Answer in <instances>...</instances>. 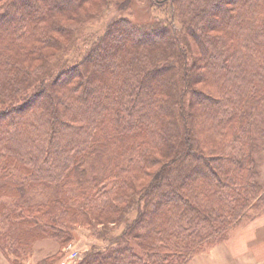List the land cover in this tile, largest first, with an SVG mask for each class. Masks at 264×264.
<instances>
[{
  "label": "trees",
  "instance_id": "16d2710c",
  "mask_svg": "<svg viewBox=\"0 0 264 264\" xmlns=\"http://www.w3.org/2000/svg\"><path fill=\"white\" fill-rule=\"evenodd\" d=\"M146 1L145 22L113 17L71 61L110 0H0V212L53 190L1 236L56 241L39 264H60L78 230L107 244L76 264H189L261 194L264 0Z\"/></svg>",
  "mask_w": 264,
  "mask_h": 264
},
{
  "label": "rangeland",
  "instance_id": "374dc122",
  "mask_svg": "<svg viewBox=\"0 0 264 264\" xmlns=\"http://www.w3.org/2000/svg\"><path fill=\"white\" fill-rule=\"evenodd\" d=\"M118 0H110V2H105L103 5L104 7H101L99 5L100 2L96 3L98 7L96 8H90L89 13L85 14L88 19H91L88 22L87 27L85 28L84 34H82L81 38L77 41V43L73 46L70 52H75L72 55H76L71 58V61H77L82 57L83 52L87 49L88 45L93 43V39L96 38L99 35H102L105 31V27L107 26V23L116 16H130L132 19L138 21V22H145L149 15V7L146 0H129L130 5L129 8L123 10L121 14H119V9L117 8V2ZM213 6V5H212ZM211 7V6H210ZM223 10L216 11V14L219 15ZM188 49L192 47L191 43L188 42V44H185ZM193 56L190 59V63L194 60ZM253 158H254V166L255 170L257 172L256 176V183L258 184L261 194L257 198V200L253 203V205L246 211V213L239 218L229 229L227 232H225L221 237L223 238V241L217 239H210L202 243L200 247V253L209 250L210 248H213L214 246L230 241L229 243L236 245H244L246 241H248L252 236V231L249 229V227L253 228L255 223L261 222L264 223V138H260L256 144H253V150H252ZM100 178V177H99ZM98 178V179H99ZM88 180L94 179V175H89ZM87 185V184H85ZM53 190L44 191L43 189L39 188L36 190H33L29 192L25 199L19 198V197H9L4 196L2 199H4L5 202L11 203L10 209H3L2 212H0V243L3 242V247L6 249H11V247H16L19 250L20 254H28L33 245V240H35V237H26L25 231L22 227L18 229L17 236L18 237H11V233H9L6 237H2L1 234L3 232V235L5 236V231H13L19 227L17 225L15 228L9 226V215L12 209L16 208L19 205H22V203H25L24 200H27L25 204H32L33 202H44L47 200L48 194L52 193ZM67 190H64L66 192ZM72 194L75 193L74 190H69ZM62 193V191L60 192ZM10 205V204H8ZM136 211V210H135ZM137 211L130 214L128 220L125 221V223L121 226H119L116 229V235L120 234L124 228V226L128 223L129 220H132L136 217ZM24 227V226H23ZM26 228V227H25ZM79 232L76 234V238L79 237H91L89 234H87V230H78ZM96 238V236H94ZM104 237H100L97 240L98 245L105 246L107 244L103 241ZM115 237L111 238V241L114 240ZM253 239V238H251ZM77 240V239H76ZM84 240V239H83ZM74 244V242H73ZM82 246V245H81ZM80 246V247H81ZM241 247V246H240ZM79 248V247H78ZM75 248V251L77 253V257H81L83 251H79V249ZM103 248V247H102ZM256 248V247H254ZM140 250V249H138ZM199 254V253H198ZM259 258H264V249L258 250L257 252ZM78 259L76 258L74 260L73 264H76V261Z\"/></svg>",
  "mask_w": 264,
  "mask_h": 264
},
{
  "label": "crops",
  "instance_id": "0c3cea01",
  "mask_svg": "<svg viewBox=\"0 0 264 264\" xmlns=\"http://www.w3.org/2000/svg\"><path fill=\"white\" fill-rule=\"evenodd\" d=\"M249 229L252 231L253 239L250 238L244 245L240 243L233 245L229 243L230 241L218 244L197 254L189 264H264V258H259L257 254L258 250L264 249V223L257 221L254 227ZM97 245V239L94 237H79L74 241V249L79 247V251L83 252H88ZM59 251L60 245L56 241L49 238L40 239L32 245L30 256L23 261L12 253H5L0 248V264H39ZM64 254L62 261H65V264L74 261L67 258L68 253L64 252Z\"/></svg>",
  "mask_w": 264,
  "mask_h": 264
},
{
  "label": "built area",
  "instance_id": "2783aa9c",
  "mask_svg": "<svg viewBox=\"0 0 264 264\" xmlns=\"http://www.w3.org/2000/svg\"><path fill=\"white\" fill-rule=\"evenodd\" d=\"M68 250L70 252V254H69L70 258H72V259L77 258V253H76V251L73 250L72 245H69ZM62 264H65V263L62 262Z\"/></svg>",
  "mask_w": 264,
  "mask_h": 264
}]
</instances>
